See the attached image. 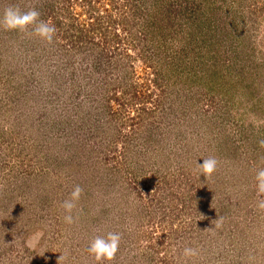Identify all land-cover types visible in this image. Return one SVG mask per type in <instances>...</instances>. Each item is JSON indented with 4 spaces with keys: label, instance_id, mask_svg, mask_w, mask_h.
Here are the masks:
<instances>
[{
    "label": "rangeland",
    "instance_id": "rangeland-1",
    "mask_svg": "<svg viewBox=\"0 0 264 264\" xmlns=\"http://www.w3.org/2000/svg\"><path fill=\"white\" fill-rule=\"evenodd\" d=\"M101 1L0 0L56 29L0 28V264H97L108 232L110 264H184L185 247L187 264H264V0ZM105 15L126 47L87 33Z\"/></svg>",
    "mask_w": 264,
    "mask_h": 264
},
{
    "label": "clouds",
    "instance_id": "clouds-1",
    "mask_svg": "<svg viewBox=\"0 0 264 264\" xmlns=\"http://www.w3.org/2000/svg\"><path fill=\"white\" fill-rule=\"evenodd\" d=\"M0 28L5 31L27 32L31 28V34L40 38L41 40L51 43L56 32L55 26L50 25L49 22L40 19V13L36 8H29L27 11H22L18 6H8L5 8L2 17H0ZM261 147H264V140L259 142ZM218 161L215 157H208L203 159L202 163H197L196 170L205 178H210L216 171ZM256 190L258 196H264V169H260L255 176ZM83 189L77 185L70 193V197L65 199L61 204L65 215L64 221L67 224H73L74 218L72 211L79 201ZM257 209L264 212V199H259L256 205ZM216 226L219 227L220 221L214 220ZM212 222V223H213ZM209 230V229H206ZM42 235V233L37 234ZM121 233L108 232L106 236H96L90 241L88 252L94 257L97 264L102 262H110L114 260L116 253L119 249L121 241ZM199 255L196 248L185 247L181 253L184 258V264H187L189 258ZM64 259L59 256L57 264Z\"/></svg>",
    "mask_w": 264,
    "mask_h": 264
},
{
    "label": "trees",
    "instance_id": "trees-1",
    "mask_svg": "<svg viewBox=\"0 0 264 264\" xmlns=\"http://www.w3.org/2000/svg\"><path fill=\"white\" fill-rule=\"evenodd\" d=\"M69 1V4H75V2L77 1V0H68ZM85 1H87L88 2V7H87V9H86V11L89 13V15L90 14H92L93 12H94V9H95V6L94 5H92L93 4V2L95 3V2H98L99 4L101 3V5H100V8H102L101 9V11H100V13H99V15H101L102 14V10L104 11V12H108V10H107V2H104V4H103V2L101 1V0H95V1H93V0H85ZM110 1V0H109ZM118 0H116L114 3H115V5H117V6H119L120 5V10H121V12H124L126 9H127V5H129V0H119V2L120 3H118L117 2ZM132 1V3H134V4H136V7L138 6V7H142V6H144V0H131ZM140 2V3H139ZM139 3V4H138ZM93 11V12H92ZM185 12H188V13H190V17H191V11L189 10V9H187V8H185ZM135 13H137V12H134L133 13V15H135ZM139 13V12H138ZM192 13H193V11H192ZM99 15H97L96 16V18L95 19H97V21L98 22H101V21H99V19L101 18V16H99ZM93 17V16H92ZM102 17H104V20H105V27H101V25H99V23L98 24H95V23H92L89 27H88V29H87V33L91 30V31H97V34L99 35V39L98 40H101V38H103L102 40H101V42L105 45V46H111V48H114V49H118L119 47H126V44L125 43H127L126 42V40H124L119 34H115V33H113L112 34V36H111V34L109 33V29L111 28V27H115L116 26V23L117 24H120V22H121V25H122V21L123 20H119V22H117V21H115V20H110L109 18H108V16H102ZM169 19H171V22H172V25L173 26H175V25H177V22H175V17L174 18H169ZM179 25V27H180V24H178ZM122 27V26H121ZM124 27V26H123ZM103 29V30H102ZM108 30V31H107ZM124 30V29H123ZM126 32H128V31H126ZM89 34V33H88ZM90 37H92V36H90ZM93 39V38H92ZM201 47V46H200ZM196 51H198V49L196 50Z\"/></svg>",
    "mask_w": 264,
    "mask_h": 264
}]
</instances>
